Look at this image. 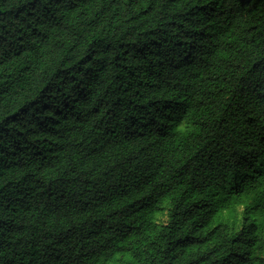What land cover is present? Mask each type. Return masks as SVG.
Here are the masks:
<instances>
[{
    "label": "trees",
    "instance_id": "16d2710c",
    "mask_svg": "<svg viewBox=\"0 0 264 264\" xmlns=\"http://www.w3.org/2000/svg\"><path fill=\"white\" fill-rule=\"evenodd\" d=\"M0 264H264V0H0Z\"/></svg>",
    "mask_w": 264,
    "mask_h": 264
},
{
    "label": "rangeland",
    "instance_id": "374dc122",
    "mask_svg": "<svg viewBox=\"0 0 264 264\" xmlns=\"http://www.w3.org/2000/svg\"><path fill=\"white\" fill-rule=\"evenodd\" d=\"M166 217H167L166 214H161L159 216V219L162 220V221H164L166 219Z\"/></svg>",
    "mask_w": 264,
    "mask_h": 264
}]
</instances>
